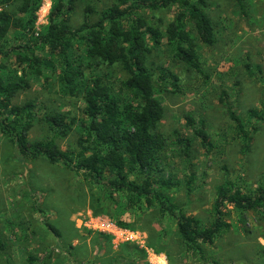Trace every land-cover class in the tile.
I'll use <instances>...</instances> for the list:
<instances>
[{
	"label": "rangeland",
	"instance_id": "1",
	"mask_svg": "<svg viewBox=\"0 0 264 264\" xmlns=\"http://www.w3.org/2000/svg\"><path fill=\"white\" fill-rule=\"evenodd\" d=\"M243 3L241 8L235 0L208 1L205 12L214 25V44L206 46L196 40L202 73L175 56L164 34L158 42L147 38L153 93L164 108L159 130L165 137V148L152 173L173 183L165 195L184 203L187 212L199 218L203 226L212 220V204L220 185L228 182L246 193L264 187V119L254 122L258 131L249 150L244 151L238 122L228 110L241 122L246 120L248 109L264 108V0ZM112 4V0H76L66 14L71 26L77 28L87 7L95 11L91 14L94 22L98 12ZM50 11L51 1L42 0L36 13L35 36L49 24ZM182 11L173 6L167 11L142 13L149 24L156 18L166 24ZM131 20L127 15L121 21L128 28ZM184 28L195 37L192 22H185ZM28 37L11 30L2 42L3 50L10 55ZM85 50L86 41L79 36L64 59L41 51L39 55L51 60L52 66H42L40 75L26 63L19 64L12 57L4 59L9 71L18 77L24 75L31 85L13 99L17 105L34 103L30 141L54 138L43 122L49 111L64 113L67 122L89 121L82 94H72L59 81L66 62L83 72L74 84L79 92L92 79L103 77L117 99L133 100L120 89L124 72L96 66L85 57ZM188 115L194 119L190 127L185 120ZM77 128L72 125L70 134L56 138L61 150L77 148ZM201 129L208 136L206 147L197 136ZM102 183L86 178L74 164L23 159L0 132V240L8 245L12 264H29L30 257L36 258L33 264H163L161 260L165 264H264V217L259 212L225 205L224 219L230 227L212 245L202 244L204 255L200 256L186 249L176 219L161 214L157 204L148 207L141 199L130 207L126 195L117 192H112L113 201ZM95 223H113L126 233L98 231L93 228ZM133 247L144 254L134 255ZM4 262V252L0 251V264Z\"/></svg>",
	"mask_w": 264,
	"mask_h": 264
},
{
	"label": "trees",
	"instance_id": "2",
	"mask_svg": "<svg viewBox=\"0 0 264 264\" xmlns=\"http://www.w3.org/2000/svg\"><path fill=\"white\" fill-rule=\"evenodd\" d=\"M50 1L49 24L35 36L36 13L42 0H0V132L9 138L22 158H43L51 165L61 162L68 166L74 164L76 171L82 172L86 178L95 183L103 182L109 199L115 200L112 192L125 194L130 207L141 199L148 207L157 204L161 214L176 219L177 232L186 249L200 256L204 255L202 244L212 245L230 227L224 219L225 205L259 212L264 217L263 186L257 187L253 193H246L227 182L217 189L211 209L212 220L208 226H203L199 218L187 212L184 203L165 195V191L172 189L173 183L152 173L158 167L159 157L165 148V137L159 130L164 108L153 93L154 73L152 63L148 62L150 48L147 38L149 36L152 41L158 42L164 34L175 56L186 66L202 73L196 40L206 46L214 44V25L205 12L209 0H112L113 4L99 11L94 22L91 21V14L95 11L87 7L83 22L77 28L71 26L66 14L74 8L76 0ZM235 1L241 8L244 7L243 0ZM173 6L181 7L183 11L166 24L159 18L149 24L142 13L144 10L153 13L167 11ZM127 15L132 16L128 28L121 21ZM187 21L192 22L195 37L184 28ZM13 29L29 37L24 45L13 48L9 55L3 50L2 42ZM79 36L86 41L85 57L88 60L96 66L120 68L124 72L120 89L130 94L133 100L117 99L113 88L103 77L92 79L79 92L74 84L83 72L66 62L59 81L72 94H82L84 113L89 121L81 124L71 119L67 122L64 113L49 111L43 122L54 138L30 141L28 134L33 127L34 103L27 101L17 105L13 99L31 85L24 75L18 77L16 72L9 71L4 59L12 57L19 64L26 63L34 74L40 75L41 67H51L52 61L39 53L46 51L50 56L64 59L72 41ZM228 110L231 118L238 122L243 150L248 151L253 135L258 131L254 122L263 121L264 108L248 109L246 120L241 122L234 118L231 109ZM185 120L189 127L194 124L189 115ZM72 125L78 127L77 148L63 151L56 138L70 134ZM197 136L203 146H208V136L202 129ZM120 224L131 228L127 223ZM47 227L60 237L52 225ZM133 250L134 255L144 254L136 247ZM0 251L4 252V264H12L8 245L1 240ZM35 261V257H30L28 263Z\"/></svg>",
	"mask_w": 264,
	"mask_h": 264
},
{
	"label": "built area",
	"instance_id": "3",
	"mask_svg": "<svg viewBox=\"0 0 264 264\" xmlns=\"http://www.w3.org/2000/svg\"><path fill=\"white\" fill-rule=\"evenodd\" d=\"M93 228L97 229L98 231L108 232V233H112V234H115V233L125 234L126 233V231H122V230L117 229L113 223H102V224L95 223L93 225ZM128 240H133V239L131 238Z\"/></svg>",
	"mask_w": 264,
	"mask_h": 264
},
{
	"label": "bare ground",
	"instance_id": "4",
	"mask_svg": "<svg viewBox=\"0 0 264 264\" xmlns=\"http://www.w3.org/2000/svg\"><path fill=\"white\" fill-rule=\"evenodd\" d=\"M161 262H162L163 264H165V262H164L163 260H161Z\"/></svg>",
	"mask_w": 264,
	"mask_h": 264
}]
</instances>
